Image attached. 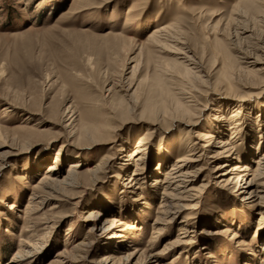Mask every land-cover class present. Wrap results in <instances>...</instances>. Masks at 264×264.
I'll return each instance as SVG.
<instances>
[{
  "label": "rangeland",
  "instance_id": "rangeland-1",
  "mask_svg": "<svg viewBox=\"0 0 264 264\" xmlns=\"http://www.w3.org/2000/svg\"><path fill=\"white\" fill-rule=\"evenodd\" d=\"M244 1L0 0V264H264V204L221 187L224 157L198 140L234 142L231 164L264 152V0ZM171 24L176 44L150 42ZM184 56L199 70L191 90ZM185 92L195 97L182 115L173 96ZM236 109L231 139L234 122L215 117ZM97 124L103 136L88 130ZM142 138L136 174L128 156ZM193 141L204 146L196 196L169 220L155 178ZM72 162L73 187H40L50 164L62 180ZM93 210L114 230L93 229Z\"/></svg>",
  "mask_w": 264,
  "mask_h": 264
},
{
  "label": "bare ground",
  "instance_id": "bare-ground-1",
  "mask_svg": "<svg viewBox=\"0 0 264 264\" xmlns=\"http://www.w3.org/2000/svg\"><path fill=\"white\" fill-rule=\"evenodd\" d=\"M246 1L247 0H245L244 3ZM249 2L245 3V6H248ZM254 2L252 3V5L254 4ZM249 5H251V3H249ZM246 8L247 7H245V9ZM248 9H249V6H248ZM166 27L162 29L160 28V30L154 31L150 36V39H149L150 42H153L156 45L158 43L160 44L161 42H164L163 44H166V45H168L169 42H173L174 44H176V42H178L177 33L175 30H173L172 24L168 26L167 28ZM175 49H177V47ZM178 51L179 50H177L176 52ZM184 58H185L184 62H186L185 78H186V83L188 84V89H189L190 88L189 85L190 86L192 85L191 79L196 80L200 76L197 74V71L199 70H195L197 69V66L195 65L196 62L193 59H191V57L189 56H184ZM258 63H261V62L258 60L257 57L254 56L253 62H251L252 67L256 66V64ZM246 67H247L246 69L252 74H255V72H258V71L261 72V70H258V69L252 70L253 68H249L248 66ZM232 87L233 85H230L229 88L231 89ZM168 90L169 89L165 90L164 88L162 95L164 94L166 96L167 94L171 96L172 93L170 94L171 91L169 92ZM178 91L176 92L179 94L184 93L182 89ZM185 94H188V95L187 96L180 95L178 97L177 95L173 94L174 95L173 97L175 99V104H176L175 108L179 111V114L181 112L182 115H185L186 113L190 111V106L192 105L191 101H193L195 97L194 95H192L193 93L190 94V93L185 92ZM159 103H160L159 108L161 110L160 114H163V116H165V114L169 112V110L166 109L165 102L163 100H161V102ZM259 107L264 109V104H261V106ZM240 114H241V111L239 109H236L234 114L230 115L229 118L224 117V115L223 116L219 115L215 117V119L218 122V126L220 128H223L222 126L223 123L221 121L227 120V121L234 122L232 125L229 126V129L232 130L231 132L232 135L230 136L231 139H233L237 135L238 131L240 130L241 125L244 123V120L240 122V119H241ZM156 122L157 121L153 119V121L150 122V124H155ZM185 124L189 126H193V125H196V122L192 121L191 119H188L186 120ZM100 128L101 126L97 124L96 126L94 125V127L89 128L88 130L91 129L92 131L91 133L96 134L97 136H100V135L103 136V134L100 132L101 130ZM198 140L208 141V143L205 146L207 147L209 146L211 149H213L212 151H210L212 152L211 157L213 159L224 157L223 160L215 166V169L222 170L221 172H219V176H218L219 177L218 181L221 182L220 183L221 187L228 188V186L229 187L231 186L230 188H233L234 192H236L237 195L241 196L242 199L247 200V199H253L255 197L256 199H258L257 201L258 204L260 205L264 204V152L261 157H257L255 162H253L255 163V166L254 165L252 166L250 164V161L249 162L241 161V159H239L238 157L236 158L237 162H234L231 164V161L234 159L233 155L236 149V144L234 142L224 141L223 139L219 138L218 136H215L214 134L206 135L203 132L199 133ZM143 145H144V138L138 141L136 148H134L132 152L129 153V156H128V160H131V163L134 164V167H135L134 173L136 172V174L140 173L141 169L143 168L142 164H143L145 154H146L143 149H140L141 146ZM202 147L204 146L201 145L200 142L193 141V145L189 148L188 155H185V156L183 155L180 158L175 159L174 162L165 171L163 178H158V177L155 178L154 183L157 184L158 187L162 189L161 191L162 214L164 217H167V219L169 220L171 218L170 217L171 210H169L170 208L171 209L175 207L186 208L187 206L183 204V202L193 199L196 196L195 191H197V187L193 186L192 183H194L193 181H195V177L198 175L197 174L198 169H193L192 162L194 161L197 162L200 160V155H202V153H199V152H200V149H202ZM198 149H199V152L196 151ZM197 153H199V155L195 157ZM78 166L79 165L77 162H72L70 164V167L67 170V175L62 180H57V179L50 178V176L48 175L50 171L56 170V165H54V163L50 164L48 166L45 176L43 177V179H41L44 182H42V185L40 187L47 188V190H50V191H56V188L58 186L73 187V185L75 184L74 175L77 174L75 167H78ZM161 168H162V165L157 166L156 169L158 170ZM133 180L132 178H130V181H133ZM133 183L138 184L136 180ZM50 191H47L46 193H44L45 194L44 196L49 197V198L54 197L53 194L50 193ZM254 200L255 199H253L252 201ZM57 206L58 205H53L52 207L55 208ZM99 215L100 213L98 211L93 210L90 212L89 216L91 217L90 219L93 221L92 228L93 229L97 228V229L114 230L115 226H113L112 223L116 221L117 219L114 218L113 220L109 221L108 222L109 225H108L107 223L106 224L100 223V219L96 218V216L98 217ZM119 237H123V236L119 235ZM259 251H264V242L262 243V247L259 249ZM17 255L18 257L22 258L26 256V251L25 252L20 251ZM111 258L112 256L110 255H106L105 257H103L102 259L103 264L111 262ZM246 264H251V263L248 262Z\"/></svg>",
  "mask_w": 264,
  "mask_h": 264
}]
</instances>
